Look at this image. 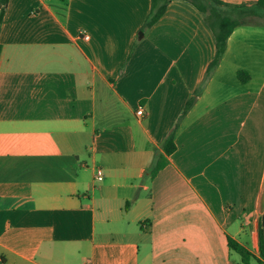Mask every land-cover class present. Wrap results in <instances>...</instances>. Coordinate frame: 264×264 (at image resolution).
I'll use <instances>...</instances> for the list:
<instances>
[{"label": "crops", "instance_id": "1", "mask_svg": "<svg viewBox=\"0 0 264 264\" xmlns=\"http://www.w3.org/2000/svg\"><path fill=\"white\" fill-rule=\"evenodd\" d=\"M149 6L8 1L0 264H242L228 239L259 257L264 16L232 31L205 80L215 39L203 14L173 0L143 28Z\"/></svg>", "mask_w": 264, "mask_h": 264}, {"label": "trees", "instance_id": "2", "mask_svg": "<svg viewBox=\"0 0 264 264\" xmlns=\"http://www.w3.org/2000/svg\"><path fill=\"white\" fill-rule=\"evenodd\" d=\"M8 1L9 0H0V28ZM171 1L173 0H150L149 13L143 28H150L157 23V21H159V19L164 15L167 6ZM184 1L189 2L196 10L203 14L204 21L212 31L215 39V55L207 67L205 74L206 80L217 67L221 57L223 56L227 38L230 36L232 31L241 26L258 25L259 21H256V19L264 16L261 13L264 11V0H257L249 5H231L223 3L219 0ZM237 77L242 83L247 80V75L242 72H239ZM199 93L200 90L195 91L187 100L181 116H183L190 109ZM163 150L166 155H170L175 150V145L173 143V131L165 139L163 143ZM163 162V158L157 157L153 165L148 169L147 176L150 178L154 177L156 172L163 166ZM258 237L259 257L251 254L234 240L228 239L227 242L228 246L240 256L242 264H250L252 261L255 264H264V225L260 226Z\"/></svg>", "mask_w": 264, "mask_h": 264}, {"label": "built area", "instance_id": "3", "mask_svg": "<svg viewBox=\"0 0 264 264\" xmlns=\"http://www.w3.org/2000/svg\"><path fill=\"white\" fill-rule=\"evenodd\" d=\"M80 34H81V36H82V38L84 40H87L88 39V36L85 34V32H81ZM142 114H143V110H142L141 107H139L138 110H137V112H136V115L137 116H141ZM96 179L98 181H100L102 179V172H101V170H97V172H96Z\"/></svg>", "mask_w": 264, "mask_h": 264}, {"label": "water", "instance_id": "4", "mask_svg": "<svg viewBox=\"0 0 264 264\" xmlns=\"http://www.w3.org/2000/svg\"><path fill=\"white\" fill-rule=\"evenodd\" d=\"M139 37H141L142 33L139 32ZM261 209L264 210V196H262V200H261ZM261 225H264V215H262L261 217Z\"/></svg>", "mask_w": 264, "mask_h": 264}, {"label": "rangeland", "instance_id": "5", "mask_svg": "<svg viewBox=\"0 0 264 264\" xmlns=\"http://www.w3.org/2000/svg\"><path fill=\"white\" fill-rule=\"evenodd\" d=\"M53 4H55L57 7H63L64 0H51ZM256 21H259V19H256Z\"/></svg>", "mask_w": 264, "mask_h": 264}]
</instances>
